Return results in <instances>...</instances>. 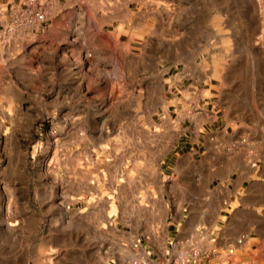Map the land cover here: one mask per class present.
Returning a JSON list of instances; mask_svg holds the SVG:
<instances>
[{"label":"rangeland","instance_id":"obj_1","mask_svg":"<svg viewBox=\"0 0 264 264\" xmlns=\"http://www.w3.org/2000/svg\"><path fill=\"white\" fill-rule=\"evenodd\" d=\"M122 16L140 23L122 32L111 20ZM54 23L1 49L0 264H111L121 254L102 212L116 211L122 177L162 173L178 136L161 121L170 75L200 73L229 107L219 163H264V0H79ZM108 49H136L142 70ZM130 201L144 222V201ZM252 248L246 264H264V244Z\"/></svg>","mask_w":264,"mask_h":264},{"label":"crops","instance_id":"obj_2","mask_svg":"<svg viewBox=\"0 0 264 264\" xmlns=\"http://www.w3.org/2000/svg\"><path fill=\"white\" fill-rule=\"evenodd\" d=\"M58 17L49 27L58 26L54 23ZM111 20L122 32L140 23L123 16ZM108 50L124 55L125 69H131L134 61L133 69L142 70V57L136 49ZM2 52L0 49V55ZM195 76L200 77L199 82L193 81ZM166 86V109H162L161 121L164 119L167 130L174 128L178 136L169 147L170 152L161 159V174L122 177L116 211L110 205L104 207L102 213L107 215L109 224L113 221V227L109 226L118 233L124 247L121 254L110 257L111 264H130L134 260L167 264L168 247L175 240L196 234L205 245L200 264H246L252 246L264 244V163H251L246 157L236 161L223 159L219 163L214 156L215 149L231 140L232 116L211 79L208 81L195 72L186 77L174 74L169 76ZM90 96L102 99L96 93ZM196 153L198 159L194 157ZM132 197L144 201L138 211L145 214L144 222L132 215ZM114 212L118 213L121 228L117 227ZM160 213L165 215L161 229ZM94 215V208L88 209L87 229L91 230V238ZM241 236L245 239L234 253L229 257L223 255L222 251L235 245ZM134 243L136 248L132 247ZM213 247L215 253L208 250Z\"/></svg>","mask_w":264,"mask_h":264},{"label":"built area","instance_id":"obj_3","mask_svg":"<svg viewBox=\"0 0 264 264\" xmlns=\"http://www.w3.org/2000/svg\"><path fill=\"white\" fill-rule=\"evenodd\" d=\"M79 0H0V49H12L19 41L43 33L52 21ZM196 235L175 240L167 250L168 264H200L204 250ZM245 239L238 237L236 243ZM137 247V243L133 244ZM228 247L226 254H232ZM212 252H216L212 249ZM137 260L133 263L136 264Z\"/></svg>","mask_w":264,"mask_h":264},{"label":"bare ground","instance_id":"obj_4","mask_svg":"<svg viewBox=\"0 0 264 264\" xmlns=\"http://www.w3.org/2000/svg\"><path fill=\"white\" fill-rule=\"evenodd\" d=\"M51 251H52V250H51ZM51 253H52V252H51ZM51 253H50V255H51ZM50 255H48V256H50ZM50 259H51V258L48 257V259H47V264L50 263V261H51Z\"/></svg>","mask_w":264,"mask_h":264}]
</instances>
